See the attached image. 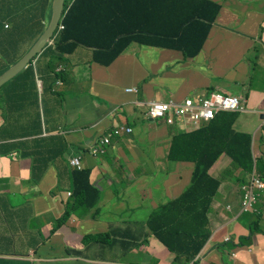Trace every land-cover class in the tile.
Wrapping results in <instances>:
<instances>
[{
	"label": "crops",
	"instance_id": "obj_1",
	"mask_svg": "<svg viewBox=\"0 0 264 264\" xmlns=\"http://www.w3.org/2000/svg\"><path fill=\"white\" fill-rule=\"evenodd\" d=\"M212 1L221 9L193 58L174 49L131 44L105 66L83 45L58 61L53 44L32 60L35 77L22 75L1 90L0 264H171L175 254L147 223L159 206L181 195L193 164L166 160L176 130L146 119L153 101L181 102L210 92L243 97L247 110L238 114L233 129L251 138L254 161L264 159V0L251 8L243 0ZM52 2L0 0V8L21 7L14 14L28 28L15 52L19 37L7 45L0 40V75L42 35ZM38 21L41 33L34 35L32 25ZM84 21L80 16L77 25L96 33L95 23ZM247 52L254 53V63ZM59 73L62 79H56ZM120 127L131 132L113 137L104 155L88 154L91 143ZM71 157H80L81 169L89 170V185L98 198L90 209L77 208L55 226L71 197ZM208 173L219 186L206 215L210 235L195 256L197 264H264V190L253 211L241 212V170L233 169L223 153ZM99 234L106 236L83 240ZM219 244L224 246L218 249Z\"/></svg>",
	"mask_w": 264,
	"mask_h": 264
},
{
	"label": "trees",
	"instance_id": "obj_2",
	"mask_svg": "<svg viewBox=\"0 0 264 264\" xmlns=\"http://www.w3.org/2000/svg\"><path fill=\"white\" fill-rule=\"evenodd\" d=\"M220 9L221 6L212 0H65L64 29L58 32L54 41L55 57L62 61L65 54L83 45L94 50L96 61L108 66L131 44H139L178 50L185 57L193 58L206 42ZM17 11H22L21 7L13 10L10 5H4L0 8V40L7 45L11 37H19L13 43V52L28 35L24 22L20 23L19 16L14 14ZM88 15L92 17L91 21ZM80 16L85 17V24L95 23L96 33L77 25ZM32 20H37V17H32ZM40 25L42 21L33 23L34 35H40L41 31L36 30ZM2 48L4 46L0 45ZM247 60L254 63L253 52L248 54ZM22 75L35 77L28 65L0 89L12 85L11 82ZM62 75L57 74L56 79H62ZM237 116L238 113H220L198 130L189 133L176 131L171 137L166 160L191 162L190 182L179 197L159 206L147 223L155 238L175 254L171 264H197L195 256L209 238L206 215L219 180L211 177L208 170L221 154H226L241 170L243 176L240 183L253 170L259 177H264V159H252L251 138L233 129ZM88 176V169L71 173V197L55 226L64 223L77 208L90 209L97 201L98 192L90 187ZM159 220L162 221L160 224ZM250 234H254L252 229ZM100 236L106 234L87 235L83 240H98ZM249 238L250 235L246 240ZM223 246L219 244L217 248Z\"/></svg>",
	"mask_w": 264,
	"mask_h": 264
},
{
	"label": "built area",
	"instance_id": "obj_3",
	"mask_svg": "<svg viewBox=\"0 0 264 264\" xmlns=\"http://www.w3.org/2000/svg\"><path fill=\"white\" fill-rule=\"evenodd\" d=\"M61 18L57 31L64 29ZM57 31L49 42V46L54 44ZM128 92H137L136 88L127 89ZM221 111H243L242 101L234 96L214 92L209 96L204 95L197 99H186L184 102L175 101L173 99L162 102L153 101L148 107L145 117L150 120H158L167 125H175L181 130L189 131L196 129L200 124L204 123L212 114ZM121 132L129 133L131 129L128 127L113 128L108 130L102 137L96 139L87 147L88 154L93 157L104 155L107 146L113 137ZM70 166L79 168L80 157H73L69 161ZM264 190V178L260 179L255 175H251L249 179L240 186L241 192V212H249L253 209L257 202L258 192Z\"/></svg>",
	"mask_w": 264,
	"mask_h": 264
},
{
	"label": "water",
	"instance_id": "obj_4",
	"mask_svg": "<svg viewBox=\"0 0 264 264\" xmlns=\"http://www.w3.org/2000/svg\"><path fill=\"white\" fill-rule=\"evenodd\" d=\"M64 8L65 0H53L51 18L44 32L30 48V50L17 63L12 65L8 70L0 75V88L30 65L32 60L44 51L59 26Z\"/></svg>",
	"mask_w": 264,
	"mask_h": 264
},
{
	"label": "clouds",
	"instance_id": "obj_5",
	"mask_svg": "<svg viewBox=\"0 0 264 264\" xmlns=\"http://www.w3.org/2000/svg\"><path fill=\"white\" fill-rule=\"evenodd\" d=\"M63 15H64V12H63ZM62 15V16H63ZM60 24V23H59ZM58 29V28H57ZM57 31V30H56ZM59 31H57V33H58ZM56 33V32H55ZM58 35V34H57ZM56 38V37H55ZM55 41V40H54ZM48 46H49V44H48ZM50 46H52V45H50ZM211 93H214V92H210V93H207V95L209 96ZM222 93H224V92H222ZM225 94H227V93H225ZM204 95H206V94H203V95H197V96H195V97H190V98H186V99H197V98H200V97H204ZM206 95V96H207ZM228 95H231V94H228ZM231 96H233V95H231ZM234 97H237V98H239L241 101H242V107H243V111H221V112H218V113H216V114H212V116L211 117H208L207 118V120L204 122V123H202V124H200V126L198 127V128H196V129H192V130H189V131H185V130H181V129H179L177 126H175V125H167L166 123H164V122H162V121H158V120H151V121H154V122H158V123H163L164 125H166V126H168V127H172V128H174L176 131H179V132H184V133H189V132H192V131H195V130H198V129H200L201 127H204L205 125H207L210 121H212L213 119H214V117L216 116V115H218V114H220V113H244V112H246V110H247V108L244 106V99H243V97H238V96H234ZM185 99V100H186ZM185 100H183V101H181V102H184ZM162 102H167V101H162ZM147 120H150V119H148V118H146ZM175 131V132H176ZM237 132V131H236ZM241 133V132H240ZM71 158H73V157H71ZM71 158H69L68 159V164H69V166H70V163H69V161L71 160ZM97 158V157H96ZM233 164V163H232ZM71 167V166H70ZM71 168H73V169H75V170H81V164H80V166H79V168H74V167H71ZM255 175V176H257V177H259V175L256 173V171L255 170H253L249 175H246L245 176V178H244V182L243 183H245V179L247 178V179H249L250 178V176L251 175ZM260 179H263L264 177H259ZM242 183V184H243ZM241 184V185H242ZM240 185V186H241ZM239 190H240V187H239ZM241 193V192H240ZM258 197V196H257ZM255 206V205H254ZM240 209H241V207H240ZM253 209H254V207H253ZM253 209L251 210V211H253ZM251 211H249V212H251ZM195 259H196V257H195Z\"/></svg>",
	"mask_w": 264,
	"mask_h": 264
},
{
	"label": "rangeland",
	"instance_id": "obj_6",
	"mask_svg": "<svg viewBox=\"0 0 264 264\" xmlns=\"http://www.w3.org/2000/svg\"><path fill=\"white\" fill-rule=\"evenodd\" d=\"M242 3L244 5H246V6H248L249 8H251L253 5L254 6H257L258 5V1L257 0H243ZM47 22H49V19H48ZM25 47H26V45L25 46L23 45V48H25ZM247 54H248V52H247ZM251 70H253V69L251 68ZM250 74H251V72L249 71V76L247 75V83H250L249 89L251 90V89H255V87L253 85V82H251V81L248 82L249 80H251V75ZM1 90L2 89H0V92H1ZM240 91H242V89H240ZM238 97H241V96H238ZM168 129H169L170 132H172V127H168ZM232 168L233 169L235 168V164H232ZM65 206H68V204H65ZM207 213H208V211H207Z\"/></svg>",
	"mask_w": 264,
	"mask_h": 264
}]
</instances>
